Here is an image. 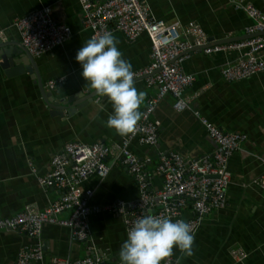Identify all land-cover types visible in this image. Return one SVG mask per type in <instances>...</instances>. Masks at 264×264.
I'll use <instances>...</instances> for the list:
<instances>
[{
  "label": "crops",
  "instance_id": "0c3cea01",
  "mask_svg": "<svg viewBox=\"0 0 264 264\" xmlns=\"http://www.w3.org/2000/svg\"><path fill=\"white\" fill-rule=\"evenodd\" d=\"M233 1L146 0V3L156 19L182 24L195 22L208 38L219 41L245 35V28L251 24L245 12L234 8ZM244 2L264 14V0ZM46 6L50 7L54 21L70 28L71 36L60 46L34 57L45 91L51 92L55 100L93 92L75 60L78 50L90 38V31L82 27L78 0H0V42H19L14 20ZM112 34L133 72L149 64L150 40L145 33L132 42L120 32ZM241 55V51L235 50L212 55L194 52L181 64L186 74L194 76L193 84L184 92L190 98V108L223 131L243 134L245 139L228 161L226 207L211 212L203 220L194 233V254L180 259V264H264V192L254 183L264 173V72L236 82H227L221 74L227 63ZM33 78L27 73L7 76L0 68V214L4 217L14 216L29 205L42 211L58 199L59 191L44 190L37 177L50 172L52 155L67 142L99 141L112 145L127 138L106 126L113 111L107 98L94 97L86 107L58 116L45 105ZM134 81L137 90L146 93V99L155 94L156 89L148 88L144 80ZM49 82H55L52 90L46 88ZM152 120L158 128V144L150 147L133 140L129 146L149 172L154 171L160 154L172 151L194 159L215 149L192 111L176 112L170 96L157 103ZM81 187L92 191L89 201L92 206L107 207L117 200L131 201L139 196L134 180L117 162L112 163L105 178L92 176ZM151 187L159 189L161 179L154 177ZM88 222V243L73 241L65 227L45 224L40 236L45 260L82 259L91 253L89 244L105 253L108 264L119 263V249L126 240L120 218L101 211L89 215ZM35 244L32 237L0 231V264H16L19 248ZM234 251L242 254L241 259L232 257ZM178 257L180 252L174 249L171 258L176 261Z\"/></svg>",
  "mask_w": 264,
  "mask_h": 264
},
{
  "label": "built area",
  "instance_id": "2783aa9c",
  "mask_svg": "<svg viewBox=\"0 0 264 264\" xmlns=\"http://www.w3.org/2000/svg\"><path fill=\"white\" fill-rule=\"evenodd\" d=\"M78 3L82 27L90 31V38L114 31L120 32L129 42L143 33L148 36L150 61L146 67L134 71V80L143 78L146 86L154 87L156 91L145 101L137 131L119 144L70 141L61 151L52 155L50 172L46 176H38L37 181L44 190H58V199L42 211L29 205L11 217L0 214V231L17 232L36 239L35 245L19 248L16 264H108L105 253L92 249L89 244L91 253L82 259L52 257L46 261L40 241L42 227L49 224L69 229L75 242L88 243V217L101 211L120 218L126 238L127 231L135 221L149 214L167 216L173 222L183 219L195 233L211 212L226 207L230 183L228 161L240 149L245 136L223 131L197 110L190 108V98L184 92L193 84L194 76L186 74L181 64L197 50L204 55L235 50L241 51L242 55L221 70L227 82H236L264 72V34L236 42L214 44L195 22L182 24L179 21L156 19L146 0H78ZM232 4L251 20V24L245 28V35L264 33V14L260 10L244 0H235ZM13 26L20 44L33 58L60 46L71 36L68 26L54 21L48 6L16 18ZM54 86L55 82H49L46 88L52 90ZM166 96L173 99L176 112L192 111L215 149L211 154L194 159L172 151L160 154L154 171L149 172L129 146L133 140L150 147L158 144L159 132L152 115L157 103ZM114 162L122 166L134 180L138 198L131 201L117 200L107 207L90 205L92 191L83 189L82 183L92 176L105 178ZM154 177L161 179L159 189L151 187ZM254 183L264 192V173ZM231 255L233 258L242 257L237 251L231 252ZM171 264H176L173 258Z\"/></svg>",
  "mask_w": 264,
  "mask_h": 264
},
{
  "label": "clouds",
  "instance_id": "9594fccd",
  "mask_svg": "<svg viewBox=\"0 0 264 264\" xmlns=\"http://www.w3.org/2000/svg\"><path fill=\"white\" fill-rule=\"evenodd\" d=\"M118 43L111 32L93 35L78 50L75 60L90 88L112 105L106 126L123 137L137 131L146 93L135 87L132 65L123 58ZM194 240L193 229L183 219L173 222L170 217L149 214L138 218L127 231L119 259L121 264H171L174 249H178L176 264H180V259L194 254Z\"/></svg>",
  "mask_w": 264,
  "mask_h": 264
},
{
  "label": "water",
  "instance_id": "95a60500",
  "mask_svg": "<svg viewBox=\"0 0 264 264\" xmlns=\"http://www.w3.org/2000/svg\"><path fill=\"white\" fill-rule=\"evenodd\" d=\"M258 33L254 35H243L234 38L215 41L214 38H209L214 44H223L236 42L254 36L262 35ZM196 51V50H194ZM197 52H199L197 50ZM0 68L7 76H14L17 74L27 73L33 75L34 84L38 86L40 95L51 111V113L62 116L63 112L74 113L93 102L94 97H98L95 92H90L87 95H74L67 99L55 100L51 92H46L45 88L38 75L37 67L34 58L27 52V50L17 41H1L0 42ZM143 80V78H139ZM106 98V97H105Z\"/></svg>",
  "mask_w": 264,
  "mask_h": 264
}]
</instances>
